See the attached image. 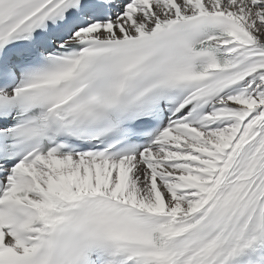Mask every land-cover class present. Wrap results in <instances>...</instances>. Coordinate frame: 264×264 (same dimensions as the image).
Segmentation results:
<instances>
[{
  "label": "snow or ice",
  "instance_id": "snow-or-ice-1",
  "mask_svg": "<svg viewBox=\"0 0 264 264\" xmlns=\"http://www.w3.org/2000/svg\"><path fill=\"white\" fill-rule=\"evenodd\" d=\"M0 264H264V0H0Z\"/></svg>",
  "mask_w": 264,
  "mask_h": 264
}]
</instances>
